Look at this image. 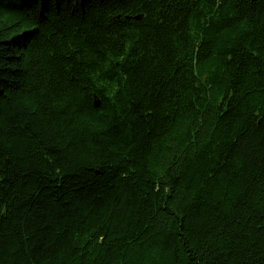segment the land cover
I'll use <instances>...</instances> for the list:
<instances>
[{
    "label": "trees",
    "instance_id": "1",
    "mask_svg": "<svg viewBox=\"0 0 264 264\" xmlns=\"http://www.w3.org/2000/svg\"><path fill=\"white\" fill-rule=\"evenodd\" d=\"M0 264H264V0H0Z\"/></svg>",
    "mask_w": 264,
    "mask_h": 264
}]
</instances>
